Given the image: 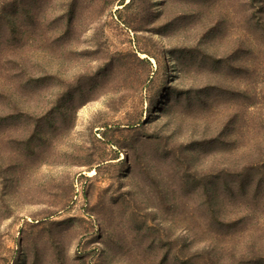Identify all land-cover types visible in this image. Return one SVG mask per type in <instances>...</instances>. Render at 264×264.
I'll return each mask as SVG.
<instances>
[{"label":"rangeland","instance_id":"1","mask_svg":"<svg viewBox=\"0 0 264 264\" xmlns=\"http://www.w3.org/2000/svg\"><path fill=\"white\" fill-rule=\"evenodd\" d=\"M0 264H264V0H0Z\"/></svg>","mask_w":264,"mask_h":264}]
</instances>
